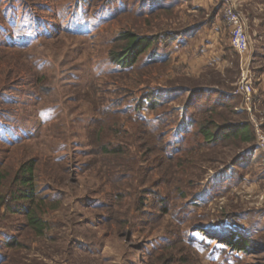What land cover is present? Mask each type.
Listing matches in <instances>:
<instances>
[{"label": "rangeland", "instance_id": "rangeland-1", "mask_svg": "<svg viewBox=\"0 0 264 264\" xmlns=\"http://www.w3.org/2000/svg\"><path fill=\"white\" fill-rule=\"evenodd\" d=\"M126 34L152 42L129 70ZM0 264H264V0H0Z\"/></svg>", "mask_w": 264, "mask_h": 264}, {"label": "trees", "instance_id": "trees-1", "mask_svg": "<svg viewBox=\"0 0 264 264\" xmlns=\"http://www.w3.org/2000/svg\"><path fill=\"white\" fill-rule=\"evenodd\" d=\"M123 41L125 42V46H123L122 50L120 52H114L112 53V62L118 65L120 68L129 70L132 69L135 64L136 60L139 56L140 51L144 49V51L150 49L152 47V42H150V39L148 38H141L137 37L132 34H126L124 35ZM154 99L153 102H157V97L152 96ZM148 101V99L145 100V102ZM149 102V101H148ZM146 102V103H148ZM153 102H150V106L153 105ZM191 125L197 127V122L191 123ZM215 125L206 123L202 126H200V129L196 132L198 135H202L203 138L206 141L210 142H216L220 137V129L221 127L217 128L215 130ZM215 131H214V130ZM230 132L228 134L222 136L225 138H231V137H242L243 140L248 141L250 140L251 136V127L248 124H235L231 125ZM167 154L169 151H166ZM103 154H109L118 153L116 150H110L108 147H104L102 150ZM35 170H36V163L34 161H30L27 164H25L23 167H21L20 171L18 172V181L21 182V184L27 189L25 192L22 193V196H16V199L29 201L32 204L36 202L37 196H36V185L34 183L35 181ZM23 210V209H20ZM20 210H17V212H20ZM24 213L27 216L28 224L30 228L36 233L40 234L43 233L45 229H47L46 223L43 222V220L37 215L36 210L32 208H24ZM219 242L225 243L226 245H229L230 247L234 248L235 250H241L245 251L247 250L248 242L245 239L244 236L236 233H232L228 236L225 240H221L220 238L215 239Z\"/></svg>", "mask_w": 264, "mask_h": 264}, {"label": "built area", "instance_id": "built-area-1", "mask_svg": "<svg viewBox=\"0 0 264 264\" xmlns=\"http://www.w3.org/2000/svg\"><path fill=\"white\" fill-rule=\"evenodd\" d=\"M225 17L230 28L231 47L240 55H244L249 51V38L244 28L242 20L233 8L228 7L225 10ZM247 74L242 75L241 91L250 94L251 86Z\"/></svg>", "mask_w": 264, "mask_h": 264}]
</instances>
